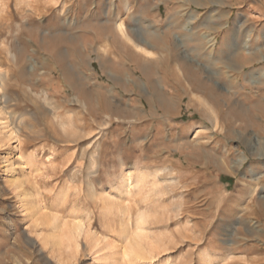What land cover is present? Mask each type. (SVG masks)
Wrapping results in <instances>:
<instances>
[{
    "label": "rangeland",
    "instance_id": "374dc122",
    "mask_svg": "<svg viewBox=\"0 0 264 264\" xmlns=\"http://www.w3.org/2000/svg\"><path fill=\"white\" fill-rule=\"evenodd\" d=\"M0 73V264H264V0H0Z\"/></svg>",
    "mask_w": 264,
    "mask_h": 264
},
{
    "label": "bare ground",
    "instance_id": "6f19581e",
    "mask_svg": "<svg viewBox=\"0 0 264 264\" xmlns=\"http://www.w3.org/2000/svg\"><path fill=\"white\" fill-rule=\"evenodd\" d=\"M25 2V1H24ZM30 3V2H29ZM28 3V4H29ZM27 4V3H26ZM37 5H38V3H37ZM39 6V5H38ZM47 8V7H46ZM45 8V9H46ZM44 9V10H45ZM22 10V9H21ZM24 10V9H23ZM26 10V9H25ZM46 11V10H45ZM44 11V12H45ZM26 12H27V10H26ZM37 14H39V15H41L40 14V12L39 13H37ZM36 14V15H37ZM49 14V13H48ZM119 29H121L122 30V27H119ZM123 36L125 35L126 36V33L124 34H122ZM147 35V34H146ZM129 39V38H128ZM129 41L131 42V43H133V46L137 49V50H140L141 52H143V53H145V54H147V52H145L144 50H143V48H141L139 45H137V43H135V42H133L131 39H129ZM7 53H8V55H9V58H11L13 61H15V56H13L12 55V53L8 50L7 51ZM149 55V54H148ZM192 77V76H191ZM4 79V76H3V74L2 73H0V87L2 86V82L4 81L3 80ZM192 80V79H191ZM194 80V79H193ZM198 85H199V83H198ZM195 89V88H194ZM199 89V88H198ZM197 89V90H198ZM203 89V88H202ZM210 90V89H209ZM204 91H206V90H204ZM194 92V91H193ZM204 93V92H203ZM207 96V95H206ZM197 97V96H196ZM200 97H202V96H200ZM211 97V96H210ZM198 101L199 102H197V103H199V105H204L205 107H207L208 108V112L211 114V117H209V118H212V120L213 121H211V122H214L213 123V125L215 124V127H217L218 126V121H219V117H217L216 116V114L217 113H215L216 111H214L213 110V108H212V106H213V102H212V99L210 98V99H206V97L204 98V99H201V98H199L198 99ZM215 103H216V101H214ZM231 104V103H230ZM214 106H215V104H214ZM205 109V108H204ZM215 109V108H214ZM239 109H241L240 107H234V106H232V104H231V106H230V115H234L235 117L237 116H239L240 114H244V111L242 110H239ZM216 110V109H215ZM207 112V113H208ZM206 113V114H207ZM253 119H254V117H253ZM1 123V134L2 135H4L5 134V132H6V135H10V136H12V130L10 129V124L8 123V122H0ZM245 129H247V126H246V124H245V127H244ZM261 144V143H260ZM250 145V144H249ZM258 148H262V150L264 151V144L263 145H261V147H258ZM257 149V148H256ZM261 150V149H260ZM262 154V153H261ZM148 175L149 174H147V173H145L144 171H140L139 172V174L137 175V176H135V178H134V176H131V175H127L126 177H125V186L127 187V189H129L131 186H136V187H140V186H145L146 185V179H147V177H148ZM152 175V174H151ZM133 177V178H132ZM252 192H253V190H252ZM127 198V197H126ZM127 207V206H126ZM114 211V210H113ZM126 211V210H125ZM128 213V212H127ZM46 217H48V216H46ZM45 220V219H44ZM47 220V219H46ZM40 221H42V220H40ZM143 222H145V217L144 216H140V218H139V222H138V224L140 225V226H142L143 225ZM45 224V226L46 225H48L49 227L52 225L54 228H55V231L57 232V233H54V234H56V237H57V239L59 240H61L62 238H63V235L61 234V229H62V226L60 225V224H58V220H56V219H54V220H52L51 219V221L49 222L48 220H47V222H45L44 223ZM40 225H43V223H40ZM39 225V226H40ZM65 225H63V227H64ZM141 228V227H140ZM125 229L126 228H124L123 229V231H125ZM72 231H73V234H75V235H77V236H79L80 234H82L83 232H84V224L83 223H81V222H78V223H74V225H73V228H72ZM128 232V231H127ZM125 234V233H124ZM127 234V233H126ZM51 235H52V233H51ZM49 236V235H48ZM52 237H54L53 235H52ZM49 238V237H48ZM128 238H129V236L128 235H125L124 236V240L125 241H127L128 240ZM50 239V238H49ZM48 239V240H49ZM54 239V238H53ZM52 240V239H51ZM51 240H50V242H51ZM54 240H56V239H54ZM53 241V240H52ZM137 240H133L132 242H131V245H130V247L129 248H131V250H132V253L134 254V255H136V256H138V257H143V253L142 252H140V245H139V242H137ZM47 243H49V242H47ZM53 243V242H52ZM59 243H60V241H59ZM57 257V256H56ZM104 259H103V263H105V264H118L117 263V260L116 259H114V256L113 255H111V254H106L104 257H103ZM57 261H59V260H57Z\"/></svg>",
    "mask_w": 264,
    "mask_h": 264
},
{
    "label": "crops",
    "instance_id": "0c3cea01",
    "mask_svg": "<svg viewBox=\"0 0 264 264\" xmlns=\"http://www.w3.org/2000/svg\"><path fill=\"white\" fill-rule=\"evenodd\" d=\"M160 6H162V5H160ZM160 6H158V12L160 13L161 12V7ZM164 6V5H163ZM156 16V19H157V22H158V15H155ZM194 17V16H193ZM218 16H216V17H212V21H211V23L213 24V23H215V24H218V22H217V20H218ZM144 20V19H143ZM149 22L148 23H151V25L153 26V29L152 28H147L148 30H147V33H150L151 34V32L153 31L154 33H153V35H156L157 37H159L160 35H159V33L163 30V27H161V26H159V25H157V22L155 21V19H149L148 20ZM195 21H197V16H195ZM133 42H135V43H137V45H139L141 48H143V50L145 51V52H147V54H145V53H143V52H141L140 50H137L134 46H133V43H131L129 40V43L132 45V47H133V49L135 50V52L138 54V55H142L143 57H147V59L148 60H156L155 58H159V56H161L162 57V59L163 60H172L173 58H175L176 56H178V54H176L177 52V48L175 47V48H173L172 50H171V48H169V46L168 45H165V42L164 43H161V44H158L157 42H152V41H150L149 43H147V44H145V45H141L140 43L141 42H139V41H136V40H134L133 38H130ZM127 40V39H126ZM173 46V45H172ZM202 50V49H201ZM203 52V51H202ZM229 53H230V51H228ZM212 53H213V51L212 52H210V54H211V57H212ZM149 54V55H148ZM200 56H202L201 55V53L199 54ZM160 57V58H161ZM157 58V59H158ZM159 58V59H160ZM214 59H216V56L214 57ZM174 67H176V69L178 68L179 70H180V66L178 65V64H174ZM164 90H166V88L164 87L163 88ZM169 90H171L170 88H169ZM167 91V90H166ZM166 97V96H165ZM166 99H167V104H164V106H171L172 105V103H171V101L166 97ZM225 178L227 179V180H229V178L230 177H227V176H225Z\"/></svg>",
    "mask_w": 264,
    "mask_h": 264
}]
</instances>
